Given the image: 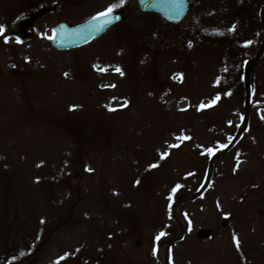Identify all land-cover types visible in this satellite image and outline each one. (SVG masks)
<instances>
[{
    "label": "rangeland",
    "instance_id": "rangeland-1",
    "mask_svg": "<svg viewBox=\"0 0 264 264\" xmlns=\"http://www.w3.org/2000/svg\"><path fill=\"white\" fill-rule=\"evenodd\" d=\"M112 5L101 36L49 46ZM0 28V264H264V0H188L176 24L0 0Z\"/></svg>",
    "mask_w": 264,
    "mask_h": 264
},
{
    "label": "water",
    "instance_id": "water-1",
    "mask_svg": "<svg viewBox=\"0 0 264 264\" xmlns=\"http://www.w3.org/2000/svg\"><path fill=\"white\" fill-rule=\"evenodd\" d=\"M135 3L137 9L141 13H156L164 21L171 24L178 23L185 16L188 9V0H135ZM101 12L104 11L93 14L86 19L74 24H69L65 21H57L51 27L52 34L49 39V46L56 50H69L81 47L93 39L99 37L106 31L107 28L123 19L122 13L114 11L112 15L113 17H118V19H113L111 24L105 25L101 30L96 31V25L101 21L94 20L93 18ZM39 15H41V11H37L33 14V16ZM30 22V15H20L16 17L9 26L11 35L16 39H23L26 36L25 30L30 25ZM254 58H256V55L253 57V59ZM227 147H224L221 151H225ZM218 153L219 152L215 153L214 155ZM200 190L187 198L195 197L199 194ZM223 224L224 221H221V225ZM210 233L211 229L209 228H199L195 231L193 237L196 239L206 238L210 235ZM167 242H165L161 248H163Z\"/></svg>",
    "mask_w": 264,
    "mask_h": 264
},
{
    "label": "snow or ice",
    "instance_id": "snow-or-ice-1",
    "mask_svg": "<svg viewBox=\"0 0 264 264\" xmlns=\"http://www.w3.org/2000/svg\"><path fill=\"white\" fill-rule=\"evenodd\" d=\"M123 3H124V0H120V4H123ZM118 6H119V5H112V6H110L108 9H106L104 12L99 13L96 17L93 18L94 20L101 21L99 24L96 25V31L101 30L105 25L111 24V23L113 22V19H118V17H113V15H112L113 12H114V9H115L116 7H118ZM2 32H3V29L0 28V33H2ZM116 71H117V72H121V70H120L119 68H117ZM122 74H123V73L121 72V75H122ZM216 100H219V96H217V97L215 98V100L212 101V104H214ZM123 106H124V107L127 106V102H126V101L124 102ZM207 106H211V104H209V105H207ZM200 107L203 108V107H206V105L201 104ZM109 110H110V111H114L115 109L109 108ZM262 119H264V117H262ZM179 139L184 140V139H189V137H183V136H182V137H179ZM230 142H231V141H230ZM176 146H177V145H173V147H176ZM222 147H227V145H223ZM217 150H219V149H215V150H214L213 148H208V149H207V152H208L209 154L214 155V154H215V151H217ZM161 158L163 159L164 157L162 156ZM152 167H156V165H152ZM179 187H180V186L177 185V187L173 189V193H175V191H176L177 188H179ZM160 235H163V233H161ZM159 238H160V237L158 236L157 239H159ZM236 243H237V246H238V245H239V241L236 240ZM154 254H155V250H154ZM61 259H63V257H62Z\"/></svg>",
    "mask_w": 264,
    "mask_h": 264
},
{
    "label": "bare ground",
    "instance_id": "bare-ground-1",
    "mask_svg": "<svg viewBox=\"0 0 264 264\" xmlns=\"http://www.w3.org/2000/svg\"><path fill=\"white\" fill-rule=\"evenodd\" d=\"M173 214V213H172Z\"/></svg>",
    "mask_w": 264,
    "mask_h": 264
}]
</instances>
